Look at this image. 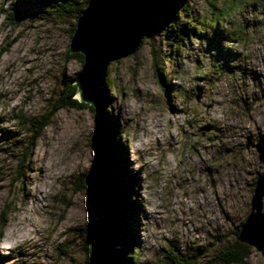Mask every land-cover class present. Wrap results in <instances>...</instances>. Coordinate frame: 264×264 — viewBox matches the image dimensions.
Listing matches in <instances>:
<instances>
[{"label":"rangeland","instance_id":"374dc122","mask_svg":"<svg viewBox=\"0 0 264 264\" xmlns=\"http://www.w3.org/2000/svg\"><path fill=\"white\" fill-rule=\"evenodd\" d=\"M160 1L187 4L200 34L176 48L156 26L137 53L109 66L108 119L124 134L119 165L140 202L123 221L139 264H172V256L225 264L218 257L234 245L264 172V0ZM58 3L0 0V236L32 232L0 264H83L97 220L84 184L97 156L96 112L56 111L83 67L69 52L75 14ZM220 49L238 54L242 67L222 66ZM238 264H264V250L251 247Z\"/></svg>","mask_w":264,"mask_h":264},{"label":"trees","instance_id":"16d2710c","mask_svg":"<svg viewBox=\"0 0 264 264\" xmlns=\"http://www.w3.org/2000/svg\"><path fill=\"white\" fill-rule=\"evenodd\" d=\"M26 1V0H24ZM44 1V0H35ZM58 5H62L66 12H73L75 14V20L82 14L90 0H86L80 3L79 0H58ZM182 2V1H180ZM179 3V2H178ZM170 1L156 0L155 10H162V20L154 18L153 13L149 20V29L146 38L152 35V28L163 26L166 28V37H171V41L174 47L187 45L192 43L195 37H199L200 30L195 23V19L190 15L193 13L187 4L180 6V4ZM78 4V5H77ZM211 7L217 9L216 4H211ZM182 9V10H181ZM218 10V9H217ZM182 11V12H181ZM223 14L226 11L221 10ZM9 17V16H8ZM7 17V18H8ZM10 17L8 18V20ZM223 19V18H222ZM217 18L214 25L216 33L224 35L223 25ZM11 21V20H10ZM13 21V20H12ZM76 22L72 28V34L76 28ZM14 24V22H11ZM243 33V32H242ZM144 39V40H145ZM140 45L137 52L142 48ZM221 48V47H220ZM217 51V50H216ZM136 52V53H137ZM155 53V52H154ZM71 56L79 60L82 65L84 62V56L81 53L71 54ZM217 60L222 63V66L226 65L229 69H232L234 65L242 67L243 61L239 58L238 54H233L231 51L218 50L215 54ZM158 58H154V67L156 76L166 91H168L170 83L167 80L166 71L163 70ZM218 72L219 76H222L224 72ZM113 86L111 81L106 76V79L102 86V104L99 113L91 106L77 98L75 95L78 92V87L75 81L68 83L65 89V93L59 98V103L56 111L64 108H80L82 106L90 107L96 112L98 118L97 140L101 147L105 150L108 159V175L106 188L107 192L102 199L103 210V223L97 225L96 222L92 223L88 231H86L87 240L85 242V255L86 259L83 264H139V258L136 256L135 251L138 245L135 243V234L133 227L127 221H123L124 217L133 215L136 207H139V200L134 194V180L131 177H127L128 170L121 168V158L123 155V149L126 148L127 142L124 141V134L121 129L111 126L109 121V100L112 93ZM169 94V91H168ZM46 125V124H45ZM43 128H41L42 130ZM40 130V131H41ZM36 135V139L38 138ZM126 143V144H125ZM25 154V152H24ZM111 196V201L109 197ZM121 215V216H119ZM243 221L241 222V224ZM241 224L236 228V234L240 231ZM251 247L235 241L234 245L227 252L220 254L218 260L225 264L241 263L249 255ZM172 264H196L193 258L185 257L180 259L172 256Z\"/></svg>","mask_w":264,"mask_h":264},{"label":"water","instance_id":"95a60500","mask_svg":"<svg viewBox=\"0 0 264 264\" xmlns=\"http://www.w3.org/2000/svg\"><path fill=\"white\" fill-rule=\"evenodd\" d=\"M156 0H90L76 22L70 53L84 56L83 67L75 78L79 100L101 110L102 86L111 63L134 55L144 42ZM108 159L97 145L95 161L84 177V184L95 205L97 225L103 223L102 199L107 188ZM250 213L240 226L236 240L264 250V172L256 178Z\"/></svg>","mask_w":264,"mask_h":264},{"label":"clouds","instance_id":"9594fccd","mask_svg":"<svg viewBox=\"0 0 264 264\" xmlns=\"http://www.w3.org/2000/svg\"><path fill=\"white\" fill-rule=\"evenodd\" d=\"M261 131L264 132V127L261 128ZM131 144H135V140L131 137L129 138ZM130 161L132 162L130 167L134 170L138 167L139 161L136 154H132L129 157ZM261 196H264L262 194ZM32 238V232H18L16 235L12 236V238H8V233L5 230L3 236H0V256L6 255L9 249H16L18 246L22 245L26 240Z\"/></svg>","mask_w":264,"mask_h":264},{"label":"bare ground","instance_id":"6f19581e","mask_svg":"<svg viewBox=\"0 0 264 264\" xmlns=\"http://www.w3.org/2000/svg\"><path fill=\"white\" fill-rule=\"evenodd\" d=\"M79 97H80V95H79Z\"/></svg>","mask_w":264,"mask_h":264}]
</instances>
